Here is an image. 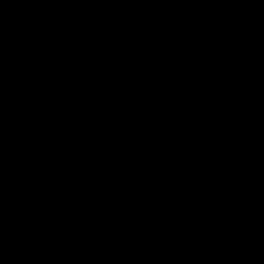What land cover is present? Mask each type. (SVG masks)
<instances>
[{
  "label": "water",
  "instance_id": "1",
  "mask_svg": "<svg viewBox=\"0 0 264 264\" xmlns=\"http://www.w3.org/2000/svg\"><path fill=\"white\" fill-rule=\"evenodd\" d=\"M120 0H0V264H82Z\"/></svg>",
  "mask_w": 264,
  "mask_h": 264
}]
</instances>
